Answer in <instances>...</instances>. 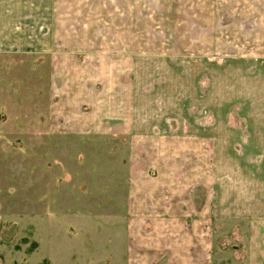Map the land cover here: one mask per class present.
Here are the masks:
<instances>
[{
    "label": "rangeland",
    "instance_id": "obj_1",
    "mask_svg": "<svg viewBox=\"0 0 264 264\" xmlns=\"http://www.w3.org/2000/svg\"><path fill=\"white\" fill-rule=\"evenodd\" d=\"M3 15L4 255L118 264L116 244L165 228L126 239L151 200L166 228L178 215L181 260L264 264V0H0ZM21 35L47 51L3 43Z\"/></svg>",
    "mask_w": 264,
    "mask_h": 264
},
{
    "label": "crops",
    "instance_id": "obj_2",
    "mask_svg": "<svg viewBox=\"0 0 264 264\" xmlns=\"http://www.w3.org/2000/svg\"><path fill=\"white\" fill-rule=\"evenodd\" d=\"M4 17H5L4 15L3 17H0L1 18L0 24L2 23L1 20L3 21ZM4 26L5 25H3L2 27ZM9 32H10L9 30H6V33H9ZM22 36L23 35H21L18 39L13 38L11 41L4 39L3 43L10 44L11 48L13 47L20 48V49H14V48L13 49L17 52H22V53L32 54V53H36L37 50H39L40 52L47 51L48 48H47V45H45L47 41H45L44 45H40V44H37V40H35L34 38H30L29 36H23V37ZM49 42H50V45L48 46L51 47L53 40L50 39ZM24 44L27 48L23 47ZM20 50H24V51H20ZM151 204H152V201L148 200V202H146L145 207L143 208V211H139L140 215L138 219H140V222L137 225H135V227L132 224L130 227H127L125 231L126 239H127V236L134 235L133 230L136 231L137 238L139 236H143V232H146V228L148 225L147 220L149 219H152L153 221L155 220L162 221V223H164L165 228H161L159 225L156 224L155 226L152 227V231H154V234L156 235V237H154V234L152 233L151 234L152 237L150 238L146 237L145 239L142 238L141 242H138L137 244L133 242L131 243V241L127 242V244H124V246L123 244H116L114 252H115V256L119 257L117 259L118 264H195V261L189 258L181 260V251H182L181 244H180L181 227H180V221L178 219H175L176 217H178V215H173V212L171 213L173 216L172 220H174L175 222L172 221L170 227L166 228L165 219L167 218L165 216V213H166L165 207L167 208L168 206L164 205V206H161L160 209L159 208L155 209L153 205ZM139 207L140 206H137L135 208L132 207V209L133 211L134 210L136 211V208H139ZM132 213L130 214V217H132ZM11 227H12L11 223L9 227L6 226L2 215L0 214V264H19L20 263L17 260L12 261L10 258H8L9 257L8 254L4 255L5 251L8 250V247H9L8 245L10 243L7 240L9 237L8 229ZM136 227H138V229H134ZM148 240H150V242ZM165 240L173 241L171 245V250L178 253L179 258H174L171 256L166 257L165 251H164L166 247ZM185 248L183 250H185ZM21 250H19L16 254H14V256L15 257L19 256L20 253L22 252ZM173 256H174V253H173ZM165 258H167L168 261H166ZM27 260L25 261V258H24V264H26L25 262H27Z\"/></svg>",
    "mask_w": 264,
    "mask_h": 264
}]
</instances>
